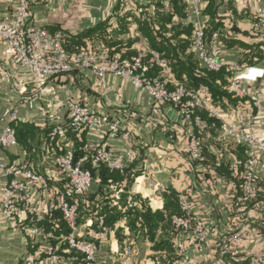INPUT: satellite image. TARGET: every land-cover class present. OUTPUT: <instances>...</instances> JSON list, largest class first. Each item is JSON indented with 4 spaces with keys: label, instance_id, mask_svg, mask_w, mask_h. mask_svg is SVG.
<instances>
[{
    "label": "built area",
    "instance_id": "obj_1",
    "mask_svg": "<svg viewBox=\"0 0 264 264\" xmlns=\"http://www.w3.org/2000/svg\"><path fill=\"white\" fill-rule=\"evenodd\" d=\"M44 0H16L15 7L9 18L0 20V43L3 54L21 70L30 73L38 86L39 95L42 93L54 95V88L48 86V81L54 77L76 73L90 72L97 80V84L105 75L111 74L130 80L135 88H144L148 94L150 111L156 112L158 104H169L177 109L188 123L199 131L206 129L204 121L196 114L203 111L208 118L217 120L216 108L212 106L211 97L205 88L188 91L178 87L173 91L167 90V75L146 78L145 73L149 64L164 67L165 63L155 52L140 51L128 60L120 61L116 56L110 57L107 50L100 46H90L76 55L69 56L60 44V32L53 34L45 29L35 28L29 24V8ZM141 0H122L120 8L132 9ZM242 11H249L258 20L264 22V0L254 3L241 2ZM164 7L168 8L167 1ZM188 18L185 23H191L193 18V32L190 40V51L200 65L209 71H218L225 67L230 74L228 89L235 95H242L240 83H257L264 80V67L238 66L226 64L218 46L217 34H213L210 42L205 40L203 26V7L205 0H186ZM106 17L113 15V8L104 11ZM120 16V15H118ZM150 57L146 60V53ZM146 60V62H145ZM102 85V84H101ZM254 99V98H253ZM37 100V99H36ZM29 101L26 106L29 111L37 112L51 127L48 139L55 143L59 152L51 149L43 158L42 171L33 169L25 156L18 162H9L0 155V173L6 180L0 190V216L5 219L14 230H19L33 247H42V253L47 264H58L63 257H69L72 262L86 264H106L99 258L98 241L115 236L114 231L103 225L102 218L96 222L98 231L89 229L93 221L87 219L79 224V207L83 205L92 191L94 180L89 170L84 169L85 159H74L72 142L69 132L81 133L104 127L108 139H114L120 133L119 126L110 122L107 117L99 116L92 108L79 99L69 100L65 114H50L45 105ZM256 101V100H255ZM259 104L258 102H256ZM8 117L7 125L0 133V148L14 149L19 145L15 138L11 123L19 122L18 116L11 108L4 110ZM128 138L127 133L122 134ZM230 140L237 145L248 148L244 161L230 162L228 168L236 173L240 168V182L235 188L232 203L233 209L229 223L221 229L215 222H203L193 218L190 203L185 194L179 193L178 203L180 214L174 216L172 224L178 234L173 240V248L179 255L177 264H192L189 250L199 258L197 264H226L228 258L246 257L248 264H264V249L249 251L245 254L243 243L246 234L251 229L249 205L256 198L260 181H264L259 171L264 172V162L258 157L259 151H264V133L252 132L250 123L236 127L221 124L218 142ZM201 144L192 137L189 146V159L201 162ZM87 148L93 150L91 158L93 165L104 164L109 170L122 172L135 161V152L124 149L113 156L106 144ZM121 192V189L118 190ZM118 192L113 196L112 203L117 205ZM41 197V198H40ZM127 205H133L128 198ZM55 211L61 215L67 228V234L56 236L53 231L45 229L40 223L50 217ZM117 227L121 229V260L120 264H128L136 253V245L129 235L124 222ZM89 229V234L86 230ZM54 230V228L52 229ZM69 260V258H68ZM25 264H39L33 255H27ZM144 264H158L157 259L149 258Z\"/></svg>",
    "mask_w": 264,
    "mask_h": 264
},
{
    "label": "crops",
    "instance_id": "obj_2",
    "mask_svg": "<svg viewBox=\"0 0 264 264\" xmlns=\"http://www.w3.org/2000/svg\"><path fill=\"white\" fill-rule=\"evenodd\" d=\"M239 1L255 2V0ZM15 2L16 0H0V20L9 18ZM114 2L115 0H44L30 6L29 24L45 30L77 33L104 19L106 17L104 11L113 8ZM138 5L150 6L149 9H152L150 0H141ZM206 5L207 2L203 10ZM216 5L219 16L228 15L225 1L223 3L218 1ZM236 7L240 10V3L237 2ZM205 19L206 16H203V21ZM189 21L193 23L195 20L191 18ZM227 24L231 25L232 21L228 19ZM233 25L239 30L236 35L242 40L249 43L260 40L248 36L251 27L247 21L237 20ZM130 35L132 37L138 35L134 27L130 29ZM218 42L225 63L236 65L239 51L226 49L223 43ZM148 49L146 42L142 41L140 51ZM258 66L264 67V59ZM101 84H97V80L90 72L76 73L73 76L62 75L48 81V86L55 90L54 95L45 93L39 95L34 77L18 68L10 58L6 57L0 43V133L9 125L8 117L4 115L6 108H11L16 113L20 123L43 126L44 119L37 112L27 109L26 104L29 101L37 99L35 104L44 103L46 110L52 115L65 114L67 102L79 99L99 116L107 117L120 128V133L114 139L107 138L104 127L81 132L88 145L98 146L104 143L113 156L124 149H132L135 152V168L140 169L141 173L131 185L130 196H139L146 200L149 208L155 211L163 207L160 193L172 188L178 194L186 195L193 218L205 223L215 222L218 229L225 227L229 223L233 209L235 186L229 177L189 159V146L192 137L195 138V127L183 120L180 112L169 104H158L155 107L156 112L152 113L146 90L135 88L130 80L124 77L108 74L103 77ZM239 88L245 93L236 96L243 98L244 102L232 109L216 108L217 120L221 124L236 127L248 122L253 133H264V80L257 83L242 82ZM219 132L220 130L216 132L215 137L208 133L203 140L232 143L230 140L218 142ZM123 133H127L128 138H123ZM212 151L211 148V153ZM257 153L264 162V151ZM0 155L9 162H18L25 156L20 147L7 150L0 148ZM216 157L228 164L235 161L234 156L224 150L217 151ZM259 175L264 178V172L259 171ZM5 181L0 173V190ZM96 186L94 181L90 194L95 193ZM259 215V210H249L251 229L248 230L243 243L245 254L264 249V231L260 226ZM86 233H90L89 229ZM97 244L99 258L104 263L120 264L122 246L115 236L100 240ZM135 250L136 253L128 264L138 263L140 252L137 246ZM29 254L33 255L37 263L47 264L42 247L28 245L22 233L11 228L10 224L0 216V264H25V257ZM189 254L192 257V264H197L199 258L192 250H189ZM147 259L149 258L142 259L140 264H144ZM58 264L70 263L67 257H63Z\"/></svg>",
    "mask_w": 264,
    "mask_h": 264
},
{
    "label": "trees",
    "instance_id": "obj_3",
    "mask_svg": "<svg viewBox=\"0 0 264 264\" xmlns=\"http://www.w3.org/2000/svg\"><path fill=\"white\" fill-rule=\"evenodd\" d=\"M121 1L115 0L112 16L105 17L92 27L77 33L47 31L51 34L60 32V44L69 56L76 55L90 46H100L107 50L110 57L116 56L123 61L136 56L141 50L142 41H145L149 50L155 52L165 63L164 67L149 64L145 73L146 78L153 79L166 74L168 91L178 87L188 91L205 88L211 97L212 106L220 110L232 109L244 102L243 98H239L228 89L230 74L225 67L218 71H209L200 65L190 51L193 26L184 22L188 18V6L185 0H150L151 10L150 6L143 5L122 9ZM163 1H167L168 8L164 7ZM218 1L222 3L225 1L227 16L218 15L216 5ZM206 2L207 5L203 10V15L206 16L203 26L205 40L210 42L212 35L217 34L226 49L239 51L238 66L258 65L264 59V22L259 24L249 11L238 10L234 0H206ZM228 19L232 21L231 25L227 24ZM237 20L250 23L248 36L260 40L249 43L236 35L239 30L235 28L233 22ZM132 27L138 33L135 37L130 35ZM149 57L150 54L147 52L146 60ZM196 114L204 121L206 129L202 132L197 128L194 130L195 138L201 144L202 156L201 162L194 163H201L229 177L237 188L241 169L239 168L236 173L231 172L228 168L229 164L217 158L216 153L224 150L227 154L233 155L236 161H244L247 158L248 148L235 143H216L215 140L205 142L203 139L208 133L212 137L216 136L221 123L208 118L203 111H197ZM10 126L14 130L19 147L25 154V159L32 164L34 170L42 171L43 158L51 149L59 152L54 141L50 142L48 139L51 127L47 124L38 126L33 123L15 122ZM68 137L72 141L74 159L76 161L85 159L83 168L90 171L92 179L97 184L95 193L90 194L85 203L79 207L78 223L81 225L87 219H91L93 224L89 229L98 231L96 221L102 218L103 225L114 231L118 243L121 244L124 237L117 224L123 221L129 232L127 237L134 242L140 252L137 264H140L144 258L157 259L158 264H177L179 255L173 248V240L178 230L174 228L172 219L181 212L178 192L172 188L161 192L163 207L152 211L146 200L129 195L134 179L141 173L140 169L135 168L134 163L122 172L109 170L104 164L93 165L91 158L94 152L87 148L84 134L69 132ZM257 188V196L249 205V210H259V222L264 231V181H260ZM119 189L121 192H118ZM116 192L119 193L117 205H113L112 198ZM128 198L133 202L130 207L127 205ZM40 225L53 231L56 236L65 235L68 231L58 211ZM68 258L70 264H86L72 262L70 256ZM226 264H248V261L242 256L237 259L228 258Z\"/></svg>",
    "mask_w": 264,
    "mask_h": 264
},
{
    "label": "bare ground",
    "instance_id": "obj_4",
    "mask_svg": "<svg viewBox=\"0 0 264 264\" xmlns=\"http://www.w3.org/2000/svg\"><path fill=\"white\" fill-rule=\"evenodd\" d=\"M137 185V184H136Z\"/></svg>",
    "mask_w": 264,
    "mask_h": 264
}]
</instances>
